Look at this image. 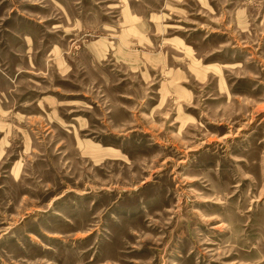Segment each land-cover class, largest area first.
Segmentation results:
<instances>
[{"label":"rangeland","instance_id":"374dc122","mask_svg":"<svg viewBox=\"0 0 264 264\" xmlns=\"http://www.w3.org/2000/svg\"><path fill=\"white\" fill-rule=\"evenodd\" d=\"M0 264H264V0H0Z\"/></svg>","mask_w":264,"mask_h":264}]
</instances>
